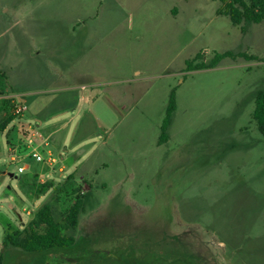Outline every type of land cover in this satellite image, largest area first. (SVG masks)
<instances>
[{
    "label": "rangeland",
    "instance_id": "374dc122",
    "mask_svg": "<svg viewBox=\"0 0 264 264\" xmlns=\"http://www.w3.org/2000/svg\"><path fill=\"white\" fill-rule=\"evenodd\" d=\"M230 1L0 0V90L28 103L0 111L2 264H264V20L233 26L217 14ZM26 116L57 162L17 174ZM44 206L73 245L4 247Z\"/></svg>",
    "mask_w": 264,
    "mask_h": 264
},
{
    "label": "trees",
    "instance_id": "16d2710c",
    "mask_svg": "<svg viewBox=\"0 0 264 264\" xmlns=\"http://www.w3.org/2000/svg\"><path fill=\"white\" fill-rule=\"evenodd\" d=\"M219 1L225 4V0ZM218 15L227 16L233 26H239L242 22L249 24H259L264 20V0H231L225 8L217 11ZM199 55H196V58ZM231 57L229 52L216 54L209 64L199 63L187 64V70H205L214 68L222 58ZM5 76L0 73V80ZM1 91V90H0ZM3 92V91H2ZM254 109L253 120L256 123L258 132L264 137V89L257 90L253 95ZM8 108L7 101H0V111ZM176 110L175 93L171 92L169 102L166 107L165 116L160 127L159 144L167 141V130L171 124L172 115ZM12 119H7L0 123V133L3 132ZM79 212V203L76 201L70 208L68 222L72 226L76 223ZM40 228H44L40 232ZM74 239L62 234L60 225L54 220L48 207L39 209L28 226L15 235H6L3 239L4 247H12L27 253H42L54 248H67L72 246ZM0 264L2 259L0 258Z\"/></svg>",
    "mask_w": 264,
    "mask_h": 264
},
{
    "label": "built area",
    "instance_id": "2783aa9c",
    "mask_svg": "<svg viewBox=\"0 0 264 264\" xmlns=\"http://www.w3.org/2000/svg\"><path fill=\"white\" fill-rule=\"evenodd\" d=\"M0 101L8 102V109L14 118H21L28 109L26 95L21 93H4L0 91ZM24 127L19 128L23 132L21 141L13 144L9 149V160L17 165V174H24L29 169V162L44 164L53 168L57 159L53 156L48 143V138L40 132L37 122H25ZM62 171V168L58 170Z\"/></svg>",
    "mask_w": 264,
    "mask_h": 264
},
{
    "label": "crops",
    "instance_id": "0c3cea01",
    "mask_svg": "<svg viewBox=\"0 0 264 264\" xmlns=\"http://www.w3.org/2000/svg\"><path fill=\"white\" fill-rule=\"evenodd\" d=\"M0 73L1 74H3L4 76H5V78H6V75L3 73V72H1V70H0ZM54 73H55V77L57 78V79H60V80H62V81H64L63 80V78H64V76L66 75V73L64 72V71H62V70H54ZM73 79H74V81H77V80H79V79H81V78H79L80 76H77L76 74H74L73 75ZM76 77H78V78H76ZM7 79V78H6ZM7 81V80H6ZM9 87V86H8ZM83 87V86H82ZM10 88V87H9ZM11 89V88H10ZM12 90V89H11ZM13 91V90H12ZM26 114V113H25ZM26 122H31L30 120H29V118L26 116ZM36 122H37V126H38V128H39V126L42 124V121L40 120V119H36L35 120Z\"/></svg>",
    "mask_w": 264,
    "mask_h": 264
}]
</instances>
